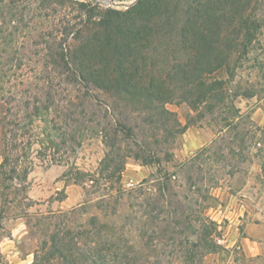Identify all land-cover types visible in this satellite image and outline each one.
I'll return each instance as SVG.
<instances>
[{"label":"rangeland","instance_id":"374dc122","mask_svg":"<svg viewBox=\"0 0 264 264\" xmlns=\"http://www.w3.org/2000/svg\"><path fill=\"white\" fill-rule=\"evenodd\" d=\"M247 13L259 28L246 52L228 26V65L204 76L223 82L216 96L193 107L178 89L167 114L66 82L51 53L77 14L70 0H0L1 264H32L54 244L69 257L42 264H92L101 225L109 261L95 264H264V0Z\"/></svg>","mask_w":264,"mask_h":264},{"label":"trees","instance_id":"16d2710c","mask_svg":"<svg viewBox=\"0 0 264 264\" xmlns=\"http://www.w3.org/2000/svg\"><path fill=\"white\" fill-rule=\"evenodd\" d=\"M70 2L75 4L77 14L65 19L58 48L51 53L67 70L66 82L94 87L132 103L159 107L167 114L171 112L164 106L173 100L178 89L192 95L193 107L208 96H216L215 89L223 82H207L204 76L228 65L234 50L225 42L228 26L233 25V35L240 34L244 39L237 46L245 52L259 28L254 16L247 13L252 0H138L126 9L102 11L90 1ZM166 41L170 46H163ZM40 110L35 106L26 115L28 125H32V118L38 117ZM185 129L177 122L174 133ZM118 131L131 135V129L125 126L116 127L114 134ZM172 133L167 130V135ZM105 140L111 145L113 138L106 134ZM136 157L143 162H158L154 154ZM122 168L123 164L115 167L117 175L113 177L117 181ZM104 227L89 231L94 243L88 250L92 264L109 261L104 253L111 246L107 238L99 247ZM59 245L54 244L52 254L47 253L45 258L36 256L32 264H42L43 259L54 255L67 260L69 256ZM69 264H77L73 256Z\"/></svg>","mask_w":264,"mask_h":264},{"label":"water","instance_id":"95a60500","mask_svg":"<svg viewBox=\"0 0 264 264\" xmlns=\"http://www.w3.org/2000/svg\"><path fill=\"white\" fill-rule=\"evenodd\" d=\"M96 4H102L106 6H112V7H129L133 4H135L138 0H131L130 2H121L116 0H93Z\"/></svg>","mask_w":264,"mask_h":264}]
</instances>
